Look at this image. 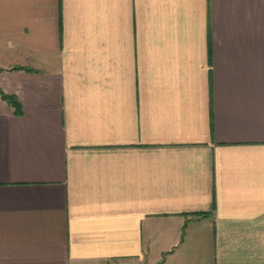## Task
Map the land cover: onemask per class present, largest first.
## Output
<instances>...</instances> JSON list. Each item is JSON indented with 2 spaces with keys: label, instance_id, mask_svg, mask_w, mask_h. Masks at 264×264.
Segmentation results:
<instances>
[{
  "label": "crops",
  "instance_id": "crops-1",
  "mask_svg": "<svg viewBox=\"0 0 264 264\" xmlns=\"http://www.w3.org/2000/svg\"><path fill=\"white\" fill-rule=\"evenodd\" d=\"M0 88V264H264V0H0Z\"/></svg>",
  "mask_w": 264,
  "mask_h": 264
},
{
  "label": "trees",
  "instance_id": "trees-1",
  "mask_svg": "<svg viewBox=\"0 0 264 264\" xmlns=\"http://www.w3.org/2000/svg\"><path fill=\"white\" fill-rule=\"evenodd\" d=\"M13 68H17V67H13ZM0 96L12 107L13 112L15 114L20 115L23 112L22 105L14 94L6 93L0 88ZM201 213L203 212H194V214H201Z\"/></svg>",
  "mask_w": 264,
  "mask_h": 264
}]
</instances>
